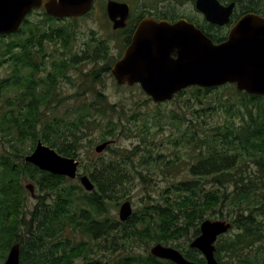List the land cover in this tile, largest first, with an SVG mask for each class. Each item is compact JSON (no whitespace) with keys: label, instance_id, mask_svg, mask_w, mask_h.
Segmentation results:
<instances>
[{"label":"trees","instance_id":"16d2710c","mask_svg":"<svg viewBox=\"0 0 264 264\" xmlns=\"http://www.w3.org/2000/svg\"><path fill=\"white\" fill-rule=\"evenodd\" d=\"M34 13L40 14L39 21L30 18ZM30 17L18 32L0 34V69L9 67V74L0 78V98L6 96L0 99V245L4 252L20 243V264H176L150 253V246L161 242L205 263L202 252L190 243L200 234L201 223L215 217L232 223V233L222 234L216 243L220 264H264V94L236 90L241 101L230 105L231 117L203 129L205 111L200 113L192 102L201 105L203 98L223 86L181 90L175 97L182 99L188 92L191 96L183 99L182 112L172 113L171 119L184 124L175 145L189 151L192 161L187 173L166 187L161 197L148 195L142 207L121 221L109 214L110 201L120 206L124 198L129 199L136 181L149 184L157 169L171 170L179 162L156 150L159 141L148 120L133 130L128 123L140 117L128 116L98 87L91 101L79 103L72 118L49 117L46 111L58 108L52 101L61 102L60 83L69 69L92 64L82 73L95 84L101 75L111 73L116 56L108 40L95 37L94 47L67 56L64 51H74L75 29L58 24L64 21L44 9L32 11ZM12 92L13 96L6 94ZM191 109L193 117L187 114ZM95 124L103 125L100 142L121 135L140 140L132 147L110 144L85 162L84 172L94 190L25 161L39 139L65 156L78 158L83 138ZM27 180L39 190L31 208L26 205ZM137 245H144L146 253L117 256L122 247ZM100 250L114 256L100 255Z\"/></svg>","mask_w":264,"mask_h":264},{"label":"water","instance_id":"95a60500","mask_svg":"<svg viewBox=\"0 0 264 264\" xmlns=\"http://www.w3.org/2000/svg\"><path fill=\"white\" fill-rule=\"evenodd\" d=\"M95 0H0V34L18 32L28 14L42 9L55 17L76 18L86 14ZM114 5V4H113ZM110 16L113 7L110 6ZM216 21L223 22L224 20ZM123 24H115V27ZM176 52V56L173 55ZM116 81L121 85L140 84L155 103L174 100L181 90L192 86L202 88L234 84L240 92L264 94V17L249 13L232 29L229 38L214 43L201 31L186 21L176 24L144 21L136 31L133 42L123 56L111 67ZM113 143L106 140L96 145L102 153ZM25 161L43 171L79 178L87 191L95 184L89 175L79 172L80 161L65 156L56 148L39 139L34 150L25 156ZM33 196L34 184H27ZM130 200L121 203L119 217L126 221L133 214ZM232 228L226 219H205L200 225V234L190 243L205 257V263L190 260L174 246L155 243L150 252L153 256L168 259L176 264H220L215 256L216 242ZM21 245L14 243L4 264H20Z\"/></svg>","mask_w":264,"mask_h":264},{"label":"rangeland","instance_id":"374dc122","mask_svg":"<svg viewBox=\"0 0 264 264\" xmlns=\"http://www.w3.org/2000/svg\"><path fill=\"white\" fill-rule=\"evenodd\" d=\"M99 6L100 3L97 6L96 10H94L88 16L78 19L77 21H73L71 23L58 22V24H70V26L75 29L76 37L73 43L74 51H64L65 55L70 56V54H72L73 52H82V50L85 48L94 47L95 42L93 41V37L105 38L110 43L112 52L114 54L119 53L118 48L121 45V40L116 34L110 31V25L107 23L104 15H102ZM30 18L39 21L41 19V16L40 14L37 15L34 13ZM49 51H52V49L50 48ZM58 53L60 54L61 51L56 52V55H59ZM81 66L82 67H79L78 69H69L67 72L69 76L61 80V86L58 92V97L60 98L61 102L57 103V100L52 101L51 104H57L58 108L52 109L51 111L47 110L46 113L50 112V114L48 115L49 117L57 115L58 117L63 119L72 118L76 114V108L78 107L79 103L91 101L94 98L93 96L95 94V88L98 87V89L102 90L107 95L111 103H118L120 108H124L128 116L131 115V113H134V116L140 117L137 122L128 123V125L130 124L132 126L133 130L138 128L142 121L148 120L149 123L154 127L153 130L155 131L156 138L159 141L156 150H158V152L164 153L165 157L169 160L176 159V161L179 162H175V165L174 167H171L173 168L171 170L166 169V171L163 172L162 170L157 169V171L150 176L152 179L149 184L145 182L142 185V181L140 179L135 182L136 186L132 189L129 199L124 198L122 200V202L130 200L135 211L137 208L142 207L144 202L147 201L148 195H150L152 198L161 197L162 192L166 187H168L172 182L181 179L187 173L188 163L192 161V158H190V154H188L189 151L185 150V147L182 144L179 147L175 145L177 140L181 139L182 137L184 124L182 123V121H175L171 119V117L172 113L174 112H182V109L185 106L183 99L190 97L191 92L186 93L183 98L181 97L182 99H179V97H175L172 101L155 103L139 85H120L115 80L112 73L101 75L100 81L98 83L92 84V78L86 76V73H82V70H84L85 72L89 70L92 67V64L87 63ZM8 74L9 67L4 66L0 69V78L5 77ZM235 88L236 87L234 85H225L210 92V94L206 98H203L201 105L192 102L193 107L198 108L201 111L200 113L205 111V120L207 124L202 125L203 129H208V125L214 126L217 123H223L231 117L230 111L232 109L229 108L230 105L232 103L238 104L241 101V96L236 93L237 89ZM6 94L13 96L14 92ZM0 99L4 100L6 99V96L3 98L1 97ZM201 106H204V108L207 109H202ZM231 112L234 111L232 110ZM191 113L192 109L187 114L193 117ZM128 116H126L125 114L124 120L128 119ZM233 119L236 120L237 116L233 117ZM102 127L103 125L99 127L96 124L93 127L91 126V129H89L90 131H88L89 136L87 138H83L84 147L81 156L78 157V159L81 161L79 172L85 173V162H87V160L89 161L90 158L96 157L97 154H100L96 152L95 147L100 143V139L98 137L100 131L102 130ZM130 133L131 132H129V134ZM90 139L92 142H89ZM139 140V136L126 137L125 135H121L114 140L115 142H113L112 145L132 147L134 144L138 143ZM2 144L3 139L0 138V146H2ZM105 154L109 155L110 153L105 152ZM177 155H180V160L177 159ZM27 181V184H34L35 196H33L31 190L27 188L26 184V188L28 190L26 205L31 208L37 203V194H39V190L36 188L34 181ZM74 181L79 180L74 179ZM119 208L120 206L116 207L114 201H110L108 205L109 214L120 219ZM210 218L216 219L215 217ZM227 233H232V231L230 230ZM184 240L185 239H183L182 242H184ZM154 244H152V246ZM152 246H150V248ZM132 251L144 254L146 253V248L144 245H137L133 248L129 246L122 247L121 250L117 252V256L121 255V257H123ZM8 253L9 251L4 252L3 245L1 244L0 264L5 263ZM99 253L100 255H102L103 253L107 254L105 257L114 256L109 255L103 250H100Z\"/></svg>","mask_w":264,"mask_h":264},{"label":"flooded vegetation","instance_id":"af4514ba","mask_svg":"<svg viewBox=\"0 0 264 264\" xmlns=\"http://www.w3.org/2000/svg\"><path fill=\"white\" fill-rule=\"evenodd\" d=\"M99 3V9L110 25V31L121 40L114 62L123 56L126 48L133 42L139 26L147 20L169 24L186 21L214 43H220L229 38L234 26L249 13L264 17V0H95L86 14L59 19L64 22H67L66 19L78 20L96 10ZM110 6L113 7L116 21L110 16ZM30 15L31 13L27 18ZM216 19L224 21L221 23ZM117 23L123 25L115 27ZM173 55L176 56V52Z\"/></svg>","mask_w":264,"mask_h":264}]
</instances>
